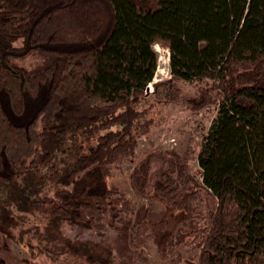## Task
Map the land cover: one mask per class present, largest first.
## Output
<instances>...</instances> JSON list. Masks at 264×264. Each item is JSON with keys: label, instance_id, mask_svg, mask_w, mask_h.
I'll return each mask as SVG.
<instances>
[{"label": "trees", "instance_id": "16d2710c", "mask_svg": "<svg viewBox=\"0 0 264 264\" xmlns=\"http://www.w3.org/2000/svg\"><path fill=\"white\" fill-rule=\"evenodd\" d=\"M156 44L171 80L218 100L210 125L189 129L200 179L181 164L185 192L172 160L158 181L149 156L129 174L165 208L215 201L168 238L165 264H183V244L197 264H264V0H0V184L50 166L51 194L35 200L50 222L132 227L135 201L107 180L153 124ZM84 264L121 263L106 252Z\"/></svg>", "mask_w": 264, "mask_h": 264}, {"label": "rangeland", "instance_id": "374dc122", "mask_svg": "<svg viewBox=\"0 0 264 264\" xmlns=\"http://www.w3.org/2000/svg\"><path fill=\"white\" fill-rule=\"evenodd\" d=\"M154 49L157 67L145 99L151 104L153 124L138 138L133 161L123 162L107 180L135 201L133 226L121 225L106 231L68 224L57 227L35 204L40 194H51L52 183L40 177L51 171L46 166L17 176L12 184H0V264H84L87 254L104 257L106 252L116 256L121 264H165L168 238L177 229L187 231L196 211L207 215L204 211L210 205L208 200L211 205L215 201L206 193L188 209L184 198L180 206L165 208L153 190L150 196L142 197L131 187L129 174L134 164L149 156L154 180L158 181L161 169L165 163L170 166L172 160L178 167L179 189L185 192L181 164L191 175L197 169L194 155L187 153L189 129L194 124L205 130L218 104L215 91L203 93L195 83L171 80L169 51L158 44ZM180 247L185 257L183 264H197L199 249L184 244Z\"/></svg>", "mask_w": 264, "mask_h": 264}, {"label": "built area", "instance_id": "2783aa9c", "mask_svg": "<svg viewBox=\"0 0 264 264\" xmlns=\"http://www.w3.org/2000/svg\"><path fill=\"white\" fill-rule=\"evenodd\" d=\"M150 85V84H149Z\"/></svg>", "mask_w": 264, "mask_h": 264}]
</instances>
